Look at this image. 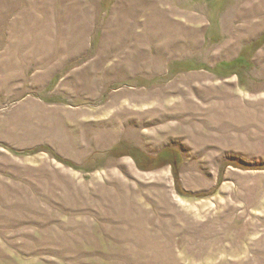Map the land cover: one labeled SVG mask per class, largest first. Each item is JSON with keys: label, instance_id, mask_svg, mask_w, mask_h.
<instances>
[{"label": "rangeland", "instance_id": "obj_1", "mask_svg": "<svg viewBox=\"0 0 264 264\" xmlns=\"http://www.w3.org/2000/svg\"><path fill=\"white\" fill-rule=\"evenodd\" d=\"M262 23L264 0H0V264H264Z\"/></svg>", "mask_w": 264, "mask_h": 264}, {"label": "trees", "instance_id": "obj_2", "mask_svg": "<svg viewBox=\"0 0 264 264\" xmlns=\"http://www.w3.org/2000/svg\"><path fill=\"white\" fill-rule=\"evenodd\" d=\"M259 40H264V36H262V37H260V39ZM241 55H242V52H241V54L236 58V60H234L233 62H230V63H224L223 65H221V66H226V65H228V64H235V63H237V62H239V60H240V58H241ZM172 153L173 154H175V151H172V149H166L164 152H161L159 155H158V157L159 156H167V155H172ZM59 162H61V163H63V164H65L66 166H69V167H72V168H75V169H79V167L76 165V164H74V163H72V162H70V161H68V160H65V159H63V158H61V157H59V156H57V155H53ZM133 158L135 159L136 158V156L133 154ZM174 158V157H173ZM173 158H172V161H173ZM171 160H169V162H170ZM172 164H173V162H172ZM173 166V168H174V170H176L177 169V165H176V163H174V165H172Z\"/></svg>", "mask_w": 264, "mask_h": 264}, {"label": "bare ground", "instance_id": "obj_3", "mask_svg": "<svg viewBox=\"0 0 264 264\" xmlns=\"http://www.w3.org/2000/svg\"><path fill=\"white\" fill-rule=\"evenodd\" d=\"M154 21L157 22V23H159V24H165V23H166V22H164V21H161V19H159V18H157L156 20L154 19ZM158 21H159V22H158ZM154 27H155V26H154ZM263 28H264V23L260 24V27H257V29H258L259 31L262 30ZM257 29H256V30H257ZM256 30H255V31H256ZM249 32L251 33V32H253V31L250 30Z\"/></svg>", "mask_w": 264, "mask_h": 264}]
</instances>
